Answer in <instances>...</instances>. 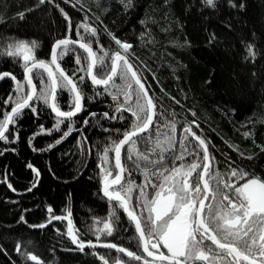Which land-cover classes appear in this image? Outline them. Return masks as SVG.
<instances>
[{
	"label": "snow or ice",
	"instance_id": "1",
	"mask_svg": "<svg viewBox=\"0 0 264 264\" xmlns=\"http://www.w3.org/2000/svg\"><path fill=\"white\" fill-rule=\"evenodd\" d=\"M120 2L125 14L135 8L133 0ZM65 3L72 8L79 5V11L83 13L79 22H74L57 0H38L39 5L51 4L57 8L66 25V34L51 45L50 59L37 58L36 41L15 40L3 49L2 54L22 59L24 79H17L10 71L0 72V80L11 78L15 82L13 92L0 106L3 109L0 142L18 143L23 132L21 124L25 110L39 120L42 107L54 114V124L50 128L38 125V131L28 138L33 151H45L33 144L37 136L62 133L48 145V150H51L75 131L79 133L77 149L91 153L86 132L89 128H98L100 134L107 137L96 149L100 156V192L131 222L140 252L137 254L118 243L101 242V234L113 235L114 220L118 222L114 213H110L109 219L103 222V228L96 229L95 240L81 237L70 209L65 215H57L51 205L46 208V221L30 227L46 228L54 221H66V234L76 245L75 250L84 252L86 248L95 249L97 246L114 249L130 258L127 264H264V177L239 167L230 155L216 147L197 121V113L167 91L157 74L137 55L129 37L121 36L110 28L100 15L80 0L77 3L65 0ZM228 3L233 8L245 7L236 0H228ZM203 5L214 10L218 8L219 0H203ZM35 10L19 12L17 17L23 20ZM2 19L0 16V22ZM139 24L144 29L139 38L144 41L145 37H150V29L146 20H140ZM225 27L230 29L231 25L226 24ZM73 33L76 39H73ZM104 34L110 38L108 48L101 43ZM217 41L213 32L208 37L207 46L214 47ZM76 46L86 53L83 58L86 66ZM185 46L191 48L192 41H185ZM245 46L248 52L245 60L250 56L254 62L255 45L245 43ZM69 52L76 53L75 63L79 65L71 74L61 63ZM251 75L254 81L260 79L256 71ZM34 77L40 79L39 89ZM208 83L211 85L212 81ZM89 88L92 89L91 96L85 92ZM64 92L69 95L67 110L62 106ZM98 97L110 98L108 110L95 112L87 108L86 98L96 100ZM177 107L180 112L176 111ZM231 111L235 114L237 109ZM85 112L87 115L83 117L80 128H76L75 118ZM114 120L123 122L121 128L105 127ZM61 125H66L67 130H63ZM251 134L250 131L244 133L245 137ZM140 141L150 142L151 151L141 152ZM225 144L242 160L257 158L255 154L246 156L238 145L228 141ZM11 151L15 152L16 148ZM261 152L264 153V147ZM218 153L223 164L217 158ZM124 154L142 172L140 184L132 180V170L122 162ZM186 158L190 162H185ZM26 167L36 177L35 183L26 189L31 192L39 185L41 172L32 162H27ZM221 167L225 169L223 172ZM7 187L17 192L11 182H7ZM27 211L30 210H24ZM20 222L28 223L23 214ZM56 231L60 232V229ZM6 251L0 245V252ZM15 251L31 262L44 264L24 241L15 244ZM93 254L102 264H110L104 255ZM114 264L126 262L116 258Z\"/></svg>",
	"mask_w": 264,
	"mask_h": 264
},
{
	"label": "trees",
	"instance_id": "2",
	"mask_svg": "<svg viewBox=\"0 0 264 264\" xmlns=\"http://www.w3.org/2000/svg\"><path fill=\"white\" fill-rule=\"evenodd\" d=\"M71 2L77 3V0ZM80 2L100 15L114 31L130 38L137 55L157 74L167 91L197 113L196 119L201 128L222 153L230 155L244 170L264 177V153L261 152L264 147V0H236L245 5L242 9L231 7L228 0H219V6L214 10L206 8L203 0H133L135 8L126 14L120 0ZM57 3L69 12L74 22L82 18L79 5L72 8L65 0H57ZM27 9L37 10L23 20L18 19L17 14ZM0 16L3 18L0 22V72L10 71L23 81L22 59L2 54L3 49L15 40L36 41L37 58L50 59L51 45L66 34L64 17L51 4L39 5L38 0H0ZM142 19L146 20L150 29V37H145L144 41L139 38L140 32L144 31L139 24ZM226 24H230L231 28H226ZM213 32L218 41L214 47H209L208 37ZM76 38L73 33V39ZM109 39L104 34L101 40L106 48L109 47ZM187 40L192 41L191 48L185 46ZM245 43L255 45L254 62L250 56L245 60L248 56ZM77 53L86 66L87 62L83 59L86 53L82 50H77ZM75 56L76 53L69 52L61 61L69 74L79 67ZM253 71L260 74L259 80H253ZM34 80L39 89L40 79L34 77ZM208 81H212L211 85ZM14 87L15 82L11 78L0 80V106ZM85 92L88 96L93 94L91 88L85 89ZM68 100L69 95L64 92L62 106L65 110ZM109 100L105 97L96 100L86 98V106L91 111L102 112L108 110ZM233 108L237 109L235 114L231 111ZM7 110L10 111V108ZM176 111L180 112V109L177 107ZM41 112L37 120L25 110L21 124L23 132L18 143L0 142V245L7 250L0 252V264H36L15 251V244L19 241H24L44 264H102L94 252L104 255L110 264H114L116 258L129 261L116 250L100 246L86 248L84 252L75 250L76 245L66 234V221H54L46 228L30 227L46 221V208L51 205L57 215H65L70 209L74 226L79 229L81 237L95 240L94 222L109 218V214L114 213L118 222L114 220L113 235H105L101 242L118 243L137 254L140 252L131 222L118 206L106 201L100 192V156L96 149L106 140V135L102 136L98 128H89L86 135L92 151L86 153L76 147L78 132L74 131L65 142L51 150H48V145L62 133L43 134L37 136L33 144L45 151H33L28 138L38 131V125L50 128L54 124V114L50 109L42 107ZM2 114L0 107V118ZM86 115V112L81 113L76 118V128H80ZM183 115L181 113V117ZM188 118H191L190 115ZM122 124V121L114 120L105 127L121 128ZM61 128L67 130L66 125H61ZM249 131L251 136L245 137L244 133ZM225 141L238 145L246 156L255 154L257 158L242 160ZM13 147L15 152L11 151ZM139 147L141 152L148 153L152 144L140 141ZM217 158L221 159L219 153ZM27 162H32L41 172L39 185L31 192L26 189L35 183L36 177L26 167ZM122 162L126 168L132 169V180L140 184L143 175L134 172L137 169L127 160L126 154ZM224 170L221 167L220 171ZM5 176L17 192L7 187ZM25 209L30 211L24 212ZM22 214L27 224L20 222Z\"/></svg>",
	"mask_w": 264,
	"mask_h": 264
},
{
	"label": "rangeland",
	"instance_id": "3",
	"mask_svg": "<svg viewBox=\"0 0 264 264\" xmlns=\"http://www.w3.org/2000/svg\"><path fill=\"white\" fill-rule=\"evenodd\" d=\"M35 81V80H34ZM36 84H37V82H35ZM185 162H190L189 160H188V158H186V161ZM178 164L179 163H177V166H178ZM170 167H171V165H170ZM132 170V169H131ZM135 173H142L141 171H139V170H136V171H134ZM107 219H109V218H103V219H98V220H96L95 222H94V227H93V231H94V233H95V239H96V235H97V233H96V229L97 228H103V222L105 221V220H107ZM105 237V235H103V234H101L100 235V240L102 241L103 240V238ZM124 256H126V255H124ZM127 257V256H126ZM128 258V257H127ZM128 259H130V258H128ZM127 262V261H126ZM202 263V262H201ZM127 264V263H126Z\"/></svg>",
	"mask_w": 264,
	"mask_h": 264
},
{
	"label": "water",
	"instance_id": "4",
	"mask_svg": "<svg viewBox=\"0 0 264 264\" xmlns=\"http://www.w3.org/2000/svg\"><path fill=\"white\" fill-rule=\"evenodd\" d=\"M76 49H79V47L76 46ZM79 50H82V49H79ZM82 51L84 52V50H82ZM79 115H80V114H79ZM79 115H78V116H79ZM102 197L105 198L103 195H102ZM105 199L108 200L107 198H105ZM108 201H109V200H108ZM125 216H126V215H125Z\"/></svg>",
	"mask_w": 264,
	"mask_h": 264
},
{
	"label": "flooded vegetation",
	"instance_id": "5",
	"mask_svg": "<svg viewBox=\"0 0 264 264\" xmlns=\"http://www.w3.org/2000/svg\"><path fill=\"white\" fill-rule=\"evenodd\" d=\"M198 264H202L201 262H198Z\"/></svg>",
	"mask_w": 264,
	"mask_h": 264
}]
</instances>
